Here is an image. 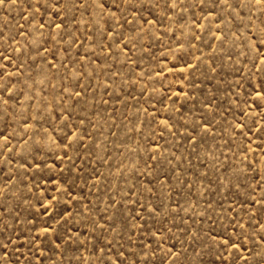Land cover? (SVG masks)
Listing matches in <instances>:
<instances>
[{"label": "rangeland", "instance_id": "rangeland-1", "mask_svg": "<svg viewBox=\"0 0 264 264\" xmlns=\"http://www.w3.org/2000/svg\"><path fill=\"white\" fill-rule=\"evenodd\" d=\"M120 262L264 264L255 0L0 5V264Z\"/></svg>", "mask_w": 264, "mask_h": 264}, {"label": "snow or ice", "instance_id": "snow-or-ice-1", "mask_svg": "<svg viewBox=\"0 0 264 264\" xmlns=\"http://www.w3.org/2000/svg\"><path fill=\"white\" fill-rule=\"evenodd\" d=\"M6 2V0H0V5H3ZM255 3L257 5H260L262 9H264V0H255ZM57 7H59V5H57ZM99 7L103 8L104 4L101 2L99 4ZM5 103H7V101H5ZM5 255H7V253H5ZM120 264H123V262H120Z\"/></svg>", "mask_w": 264, "mask_h": 264}]
</instances>
